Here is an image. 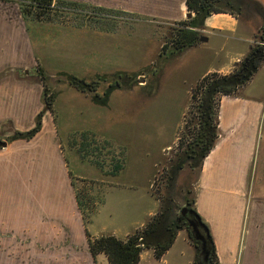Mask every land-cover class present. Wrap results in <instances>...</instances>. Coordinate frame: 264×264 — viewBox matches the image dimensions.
I'll list each match as a JSON object with an SVG mask.
<instances>
[{
	"label": "crops",
	"instance_id": "1",
	"mask_svg": "<svg viewBox=\"0 0 264 264\" xmlns=\"http://www.w3.org/2000/svg\"><path fill=\"white\" fill-rule=\"evenodd\" d=\"M62 1L122 13L148 23L172 25L188 19L185 0ZM249 1L259 10L250 7L249 16L238 18L228 13L211 15L202 28L195 30L199 34L197 44L182 52L179 61L194 54L209 62L196 81L208 73H230L260 36V29H264V0ZM49 24L52 23L23 19L20 13L12 19L0 11V139L6 143L0 148V234L23 237L29 246L42 250L41 254L57 255L61 248H84L86 261L98 264L104 255L91 257L88 253L84 226L70 185L71 173L64 159V144L53 114L43 112L39 132L28 141L3 139L15 131L32 128L44 108L36 68L50 79L61 72L60 68L51 70L46 64L48 45L39 33ZM261 73L264 74V63L238 95L220 98L217 139L200 165L194 186V207L208 226L219 264L238 263L241 238L244 243L240 264H264V183L250 180L261 145L259 122L264 105L253 85ZM61 74L75 76L65 70ZM61 86L69 87L64 82ZM69 151L74 153L73 149ZM109 182L106 181L113 186ZM254 191L261 192L260 196H255ZM150 199L142 217L133 218L136 210L124 224L123 237L114 231L109 233L106 222H97L106 206L103 199L92 215V237L115 234L124 239L158 211L159 205ZM185 240L189 245L186 232Z\"/></svg>",
	"mask_w": 264,
	"mask_h": 264
},
{
	"label": "rangeland",
	"instance_id": "2",
	"mask_svg": "<svg viewBox=\"0 0 264 264\" xmlns=\"http://www.w3.org/2000/svg\"><path fill=\"white\" fill-rule=\"evenodd\" d=\"M20 3V0H0V11L6 12L9 18H17ZM56 10V14H50L53 23L45 25L39 33L48 45L46 64L51 70L60 68L59 71L72 73L75 76H70L84 82H99L96 88L99 97L108 83L116 81L118 74L125 75L119 86L110 91L105 104L93 100V94L67 85V75L60 76L61 72L52 74L48 80V86L56 93L52 114L64 144L67 169L71 175L84 178L74 182L86 204L83 210L89 211L105 199L106 206L101 209L97 222H106L109 233L114 231L123 237L122 228L136 210L133 218L145 214L150 198L158 204L151 186L173 156L172 147L180 133L191 87L209 62L194 54L181 61L179 56L159 58L161 46L174 24L148 23L122 13L90 8ZM98 77H106V81L101 83ZM63 82L70 88L64 89ZM253 85L264 105V74L257 75ZM81 133L92 134L96 140L108 141L121 150L123 168L117 176L103 175L93 164L81 160L75 150L70 153L66 137H71L69 142L78 143ZM258 140L261 145L250 180L260 184L264 183V113L260 117ZM109 151L103 149L101 154ZM197 171L184 168L178 173L174 184L175 207L181 208L184 199L191 197L187 191L194 193ZM156 183H160L157 185L160 194L167 196L161 182ZM260 193L254 191L255 196ZM86 231L92 237V215ZM242 240L237 264H240ZM189 245L185 231L180 230L163 258L156 260L151 251L143 250L139 264H191L196 250ZM41 251L29 246L23 237H10L8 232L0 234V264H92L86 261L84 248H61L57 255L41 254ZM103 258L98 264H108Z\"/></svg>",
	"mask_w": 264,
	"mask_h": 264
},
{
	"label": "trees",
	"instance_id": "3",
	"mask_svg": "<svg viewBox=\"0 0 264 264\" xmlns=\"http://www.w3.org/2000/svg\"><path fill=\"white\" fill-rule=\"evenodd\" d=\"M20 0L18 7L19 13L23 19L37 22L53 23L50 14H56L57 10L71 9L73 11L83 10V8L96 9L101 12L104 9L93 8L75 2L62 0ZM55 2V3H54ZM249 0H185V9L191 18L175 23L171 34L166 38L161 46L159 58L177 57L185 50L195 46L198 42L199 34L195 30L202 28L204 20L215 14L228 13L238 17H244L248 14L250 7H254ZM106 11V10H105ZM94 12V11H90ZM106 13H116L106 11ZM119 14V13H116ZM78 27V26H77ZM262 44V45H261ZM264 63V29H260V36L251 45L247 54L237 63L236 67L226 75L217 73H208L200 77L191 87L189 93L188 106L183 115L179 135L173 148V156L168 160L167 166L162 167L158 176L154 178L151 186L152 195L158 201V211L152 215L147 222L140 228L128 234L124 239H119L111 234L90 237L87 234L86 226L90 221V216L96 210V207L102 203L103 199L93 205L91 210H83L86 204L83 202L75 188V180L70 174V185L74 191L77 209L81 215L84 232L87 241V250L91 257L104 255L108 264H139L140 254L143 250L152 252L154 259L159 260L173 243L176 233L187 230L184 218L180 211L183 207L197 214L194 207V193L187 191L191 197H186L181 208L174 206L175 181L178 173L184 169L198 170L203 159L214 147L217 139V109L219 100L223 96H236L240 89L246 85L261 64ZM38 78L42 86V98L46 106V111L52 113V104L56 93L48 86L49 76L39 67L36 68ZM64 74H60V76ZM121 76H125L120 74ZM66 83L70 87L76 88V84L68 80ZM74 78V77H72ZM106 77H98L101 83L106 81ZM76 79V78H75ZM83 81L81 79H76ZM84 82V81H83ZM88 89L79 90L82 93L93 94L92 99L105 104L107 96L113 89H106L101 97L92 91V86L97 88L99 82L92 80L84 82ZM42 111L37 115L34 126L27 131H15L6 141L30 140L39 132L41 127ZM73 136V135H72ZM79 142H69L68 146L75 150L81 160L93 164L103 175L117 176L123 168V154L121 150L113 147L108 142H100L92 134H78ZM90 136V137H89ZM110 149L108 154H101L103 149ZM117 153V154H116ZM197 178V177H196ZM161 182L167 196L160 194L157 185ZM84 180H81L83 182ZM156 183V185H155ZM193 194V195H192ZM95 204V203H93ZM178 210L177 214L175 211ZM87 213V214H86ZM198 215V214H197ZM207 229V243L209 255L206 264H219L215 249L212 243L208 226L202 221ZM189 243L195 251V260L192 264H199L197 242L188 236Z\"/></svg>",
	"mask_w": 264,
	"mask_h": 264
},
{
	"label": "water",
	"instance_id": "4",
	"mask_svg": "<svg viewBox=\"0 0 264 264\" xmlns=\"http://www.w3.org/2000/svg\"><path fill=\"white\" fill-rule=\"evenodd\" d=\"M190 14H187L186 18H189ZM201 41V38L199 39ZM68 80L76 84V88L79 90L88 89L87 85L83 81H78L75 78L69 77ZM44 104V101H43ZM46 111V106L44 104V108L42 113ZM6 143L0 141V148L5 147ZM181 216L184 218V221L187 226V230L189 232V237L197 242L198 248V260L199 264H206L207 258L209 255L208 243H207V229L201 222V218L199 215L194 213L193 211L188 210L186 207H183L180 211Z\"/></svg>",
	"mask_w": 264,
	"mask_h": 264
},
{
	"label": "flooded vegetation",
	"instance_id": "5",
	"mask_svg": "<svg viewBox=\"0 0 264 264\" xmlns=\"http://www.w3.org/2000/svg\"><path fill=\"white\" fill-rule=\"evenodd\" d=\"M261 45H262V44H261ZM122 79H124L123 76H121L120 74H118V75L116 76V81H114L113 84L108 83L106 89H111V88H113V87H118V86H119V82L122 81ZM86 83H87V82H86ZM87 84H88V83H87ZM106 89H105V90H106ZM105 90H104V91H105ZM92 91H94L95 93L98 94V92H97L98 90H97L96 88H94V86H92ZM0 141H2V140L0 139Z\"/></svg>",
	"mask_w": 264,
	"mask_h": 264
}]
</instances>
